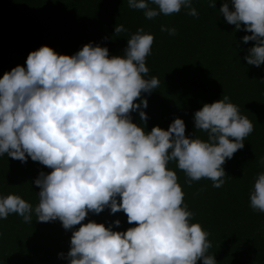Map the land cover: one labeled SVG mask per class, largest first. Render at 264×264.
<instances>
[{
  "label": "clouds",
  "instance_id": "clouds-1",
  "mask_svg": "<svg viewBox=\"0 0 264 264\" xmlns=\"http://www.w3.org/2000/svg\"><path fill=\"white\" fill-rule=\"evenodd\" d=\"M127 2L149 20L182 8L198 17L192 0ZM215 3L209 0V7ZM219 12L237 31L243 25L251 33L243 37L245 44L255 41L247 63L264 65V0H231ZM124 31L115 27V35ZM161 31L176 34L166 26ZM153 43L154 35L140 28L123 56L110 57L107 47L91 43L74 55L42 46L30 52L26 68L18 65L0 78V156L24 163L30 157L51 169L34 181L40 189L34 208L19 195L0 196V219L17 214L32 224L34 213L37 222L59 220L65 230L81 225L66 256L59 253L68 264H217L208 254L209 233L190 223L194 213L168 165L175 162L189 186L208 179L220 188L225 177L233 178L223 165L244 148L254 126L227 95L195 112V128L207 133V141L187 136L181 118L167 130L155 126L150 132L134 123L132 113L138 112L146 125L148 100L140 98L159 87L156 76L146 78ZM250 206L264 213V173L255 181ZM106 208L122 211L135 226L114 231L95 221L82 224L90 212Z\"/></svg>",
  "mask_w": 264,
  "mask_h": 264
},
{
  "label": "trees",
  "instance_id": "trees-1",
  "mask_svg": "<svg viewBox=\"0 0 264 264\" xmlns=\"http://www.w3.org/2000/svg\"><path fill=\"white\" fill-rule=\"evenodd\" d=\"M216 0H192L198 17L183 9L171 16L163 14L146 19L142 10L131 9L127 0H0V78L20 65L27 67L30 52L50 46L58 54L74 55L86 44L109 49L111 56H123L128 38L138 29L154 35L151 54L146 58L148 77L156 76L159 87L142 98L148 100L143 109L146 125L138 112L133 122L150 132L155 126L167 130L176 118L184 120L186 135L207 141V133L195 128V112L204 104L230 98L242 116L253 124L254 131L244 140L245 146L223 165L228 176L220 188L208 179L186 183L187 177L170 162L177 172L178 183L185 193L184 203L194 213L190 223H199L209 233L217 264H264V213L250 206V194L264 165V65H249L244 57L255 41L243 42V30L226 22L219 12L223 3ZM155 7L154 5H150ZM126 31L115 35V27ZM161 26L175 28L176 34L161 31ZM140 99L136 102L139 103ZM40 172L51 169L39 162H27L0 156V196L16 194L33 205L38 204L40 189L34 181ZM24 223L11 214L0 219V264H68L60 258L70 250L72 232L62 223ZM120 220L119 226L115 221ZM95 221L111 226L114 231H127L134 224L127 222L122 211L89 213L83 223ZM197 264H203L200 260Z\"/></svg>",
  "mask_w": 264,
  "mask_h": 264
}]
</instances>
